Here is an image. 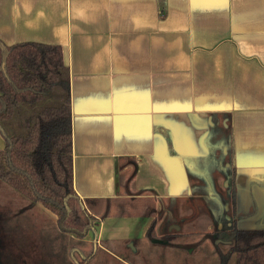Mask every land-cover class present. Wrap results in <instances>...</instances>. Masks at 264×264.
Returning <instances> with one entry per match:
<instances>
[{
    "label": "crops",
    "instance_id": "1",
    "mask_svg": "<svg viewBox=\"0 0 264 264\" xmlns=\"http://www.w3.org/2000/svg\"><path fill=\"white\" fill-rule=\"evenodd\" d=\"M0 39L62 49L74 189L99 211L131 205L98 218L84 240L105 252L88 264H129L154 219L158 238L230 226L226 167L238 228H264V0H0ZM3 205L0 264H79L51 211ZM157 252L146 261L167 259Z\"/></svg>",
    "mask_w": 264,
    "mask_h": 264
},
{
    "label": "trees",
    "instance_id": "2",
    "mask_svg": "<svg viewBox=\"0 0 264 264\" xmlns=\"http://www.w3.org/2000/svg\"><path fill=\"white\" fill-rule=\"evenodd\" d=\"M0 133L5 142L0 145V204L50 210L56 218L57 247L77 253L79 264L100 260L98 254L105 251L84 240L95 230L98 218L133 213L130 203L122 200H106L105 210L99 211L96 201L84 203L74 189L70 71L59 46L28 42L9 47L0 39ZM230 134L233 148L232 130ZM232 168L235 173L234 164ZM228 185L230 227L158 238L154 219L136 252L128 249L127 263L264 264V229L238 228L235 174ZM147 208L141 215L154 217L155 206ZM67 238L72 241L66 242ZM130 242L121 241L126 246ZM103 245L113 250L110 242ZM156 246H163L159 251L164 250L167 259L173 255L178 259L144 261L158 253Z\"/></svg>",
    "mask_w": 264,
    "mask_h": 264
},
{
    "label": "rangeland",
    "instance_id": "3",
    "mask_svg": "<svg viewBox=\"0 0 264 264\" xmlns=\"http://www.w3.org/2000/svg\"><path fill=\"white\" fill-rule=\"evenodd\" d=\"M4 140H3V138H2V136H1V133H0V145H1V147H3L4 146ZM17 194V193H16ZM10 195H11V198H13V196H14V194H12V193H10ZM10 195H6L7 197H10ZM19 195V194H18ZM16 196V195H15ZM17 198H18V196H17ZM19 199V198H18ZM22 200V199H21ZM18 205V204H17ZM37 206V205H36ZM40 206V205H39ZM39 206H37V207H39ZM16 207V206H15ZM15 207H13L12 209H13V211L16 209ZM15 208V209H14ZM20 208V205L19 206H17V209H19ZM23 209H25V207L23 208ZM8 211V208H6V207H4V205H0V213H1V216L3 217L4 215V213L5 212H7ZM12 211V212H13ZM50 211V210H49ZM15 212H17V211H15ZM15 212H13V213H15ZM40 213H39V211H38V215H39ZM48 214H51L50 212L48 213ZM56 219V218H55ZM25 222V221H24ZM24 224H26V222L24 223ZM25 226H27V225H25ZM41 226H42V224H41ZM220 227V224H219V226H218V228ZM261 229H264V228H261ZM140 243V242H139ZM139 245V244H138ZM155 249L156 250H162L163 249V246H156L155 247ZM152 260H156V259H152ZM152 260H147V261H152ZM162 261L163 260H167V259H161ZM144 261H146V259L144 260ZM164 262V261H163ZM147 264V263H146ZM148 264H150V263H148ZM158 264V263H157Z\"/></svg>",
    "mask_w": 264,
    "mask_h": 264
},
{
    "label": "flooded vegetation",
    "instance_id": "4",
    "mask_svg": "<svg viewBox=\"0 0 264 264\" xmlns=\"http://www.w3.org/2000/svg\"><path fill=\"white\" fill-rule=\"evenodd\" d=\"M232 170V169H231ZM226 172H229V177H228V184H229V181H230V178L232 177L231 174H230V168H227L226 167ZM231 195V194H230ZM225 207V206H224ZM230 207V206H229ZM232 220V219H231ZM229 225L231 226V222L229 223ZM230 226H225V227H230ZM223 228V227H222ZM221 229V228H219ZM219 229H216V230H219ZM215 231V230H214Z\"/></svg>",
    "mask_w": 264,
    "mask_h": 264
},
{
    "label": "water",
    "instance_id": "5",
    "mask_svg": "<svg viewBox=\"0 0 264 264\" xmlns=\"http://www.w3.org/2000/svg\"><path fill=\"white\" fill-rule=\"evenodd\" d=\"M131 247H132V245H131Z\"/></svg>",
    "mask_w": 264,
    "mask_h": 264
}]
</instances>
